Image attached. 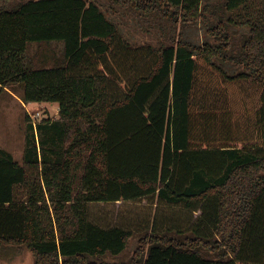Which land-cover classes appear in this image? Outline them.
<instances>
[{
  "label": "trees",
  "instance_id": "1",
  "mask_svg": "<svg viewBox=\"0 0 264 264\" xmlns=\"http://www.w3.org/2000/svg\"><path fill=\"white\" fill-rule=\"evenodd\" d=\"M17 87L58 118L25 116L22 163L0 148V249L264 264V0H0V91ZM144 200L126 225L90 218Z\"/></svg>",
  "mask_w": 264,
  "mask_h": 264
},
{
  "label": "rangeland",
  "instance_id": "2",
  "mask_svg": "<svg viewBox=\"0 0 264 264\" xmlns=\"http://www.w3.org/2000/svg\"><path fill=\"white\" fill-rule=\"evenodd\" d=\"M17 0H6L7 6L13 5ZM23 1V0H20ZM130 39L137 36L129 29ZM144 40L143 38L140 39ZM23 99L22 87L9 88L0 91V148L9 152L14 159L22 163L25 148L26 121L25 116H38L40 122L43 119L58 118V105L52 103L26 104ZM148 202L126 205L121 202L116 204H93L90 205V218L96 223L104 226L126 225L125 213L129 216L130 211H148ZM137 208V209H136ZM200 213H194L197 217ZM136 243L130 242L126 254L117 261H125L131 255ZM0 264H34L32 253L19 247H2L0 249Z\"/></svg>",
  "mask_w": 264,
  "mask_h": 264
},
{
  "label": "built area",
  "instance_id": "3",
  "mask_svg": "<svg viewBox=\"0 0 264 264\" xmlns=\"http://www.w3.org/2000/svg\"><path fill=\"white\" fill-rule=\"evenodd\" d=\"M38 116H39V115H37V116H32V115L29 116V115H28V117H29L30 121L33 123L34 127H36V125H37V123H38V120H37Z\"/></svg>",
  "mask_w": 264,
  "mask_h": 264
},
{
  "label": "crops",
  "instance_id": "4",
  "mask_svg": "<svg viewBox=\"0 0 264 264\" xmlns=\"http://www.w3.org/2000/svg\"><path fill=\"white\" fill-rule=\"evenodd\" d=\"M32 105V104H31Z\"/></svg>",
  "mask_w": 264,
  "mask_h": 264
}]
</instances>
